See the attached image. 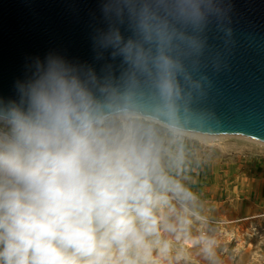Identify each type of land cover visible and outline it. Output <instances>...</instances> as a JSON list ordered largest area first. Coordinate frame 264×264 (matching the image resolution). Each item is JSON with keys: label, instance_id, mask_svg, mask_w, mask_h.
I'll list each match as a JSON object with an SVG mask.
<instances>
[{"label": "clouds", "instance_id": "obj_1", "mask_svg": "<svg viewBox=\"0 0 264 264\" xmlns=\"http://www.w3.org/2000/svg\"><path fill=\"white\" fill-rule=\"evenodd\" d=\"M157 36L154 57L113 40L133 68L151 60L155 105L133 85L118 92L57 60L19 88V101L0 99V264H178L182 242L214 257L207 238L191 235L197 197L178 178L180 65Z\"/></svg>", "mask_w": 264, "mask_h": 264}, {"label": "water", "instance_id": "obj_2", "mask_svg": "<svg viewBox=\"0 0 264 264\" xmlns=\"http://www.w3.org/2000/svg\"><path fill=\"white\" fill-rule=\"evenodd\" d=\"M117 33L121 47L131 40L150 57L157 33L164 37L180 65V128L264 141V0H0V99L19 101V88L57 60L81 79L118 92L133 85L142 104H157L154 65L125 62Z\"/></svg>", "mask_w": 264, "mask_h": 264}, {"label": "rangeland", "instance_id": "obj_3", "mask_svg": "<svg viewBox=\"0 0 264 264\" xmlns=\"http://www.w3.org/2000/svg\"><path fill=\"white\" fill-rule=\"evenodd\" d=\"M180 137L196 142L197 156L212 160L214 164H223L227 159L241 163L264 159V146L243 139L223 136L205 141L184 133H180ZM243 144L246 146L242 147ZM178 178L197 197L189 205L199 217L194 218L191 235L193 238L197 236L207 238L215 253L212 259H208L202 251V243L182 242L187 256L178 264H264V205L256 204L249 210L239 205L242 207L239 209L241 218L231 219L238 214L237 208L227 207L226 204L210 205L207 203V196L201 188V183L187 182L180 174ZM240 202L242 201L239 200L238 203Z\"/></svg>", "mask_w": 264, "mask_h": 264}, {"label": "crops", "instance_id": "obj_4", "mask_svg": "<svg viewBox=\"0 0 264 264\" xmlns=\"http://www.w3.org/2000/svg\"><path fill=\"white\" fill-rule=\"evenodd\" d=\"M179 145L184 153V164L179 174L187 182L201 183L207 203L237 208L238 214L231 219L241 218L239 209L242 207L239 205L245 206V210L256 204L264 205V159L245 163L227 159L223 164H214L212 160L197 156L195 146L198 144L193 140L180 137ZM239 200L242 202L238 203Z\"/></svg>", "mask_w": 264, "mask_h": 264}, {"label": "bare ground", "instance_id": "obj_5", "mask_svg": "<svg viewBox=\"0 0 264 264\" xmlns=\"http://www.w3.org/2000/svg\"><path fill=\"white\" fill-rule=\"evenodd\" d=\"M181 133L188 134L190 136H194V137H197V138H199L201 140H205V141L211 140V139H216V138H222L223 136H227V137H232V138L243 139V140L248 141L250 143L252 142V143L258 144L260 146H264V141H261V140H258V139L252 138V137H248V136H240V135L235 136V135H229V134L228 135H207V134H201V133L194 132V131L187 130V129H183V128H181ZM244 146H246V145L243 144L242 147H244Z\"/></svg>", "mask_w": 264, "mask_h": 264}]
</instances>
